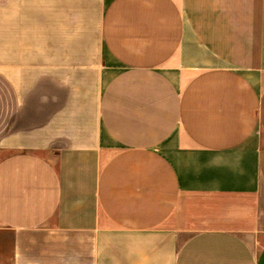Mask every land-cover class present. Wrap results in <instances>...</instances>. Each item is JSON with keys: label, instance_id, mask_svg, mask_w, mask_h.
I'll use <instances>...</instances> for the list:
<instances>
[{"label": "crops", "instance_id": "0c3cea01", "mask_svg": "<svg viewBox=\"0 0 264 264\" xmlns=\"http://www.w3.org/2000/svg\"><path fill=\"white\" fill-rule=\"evenodd\" d=\"M0 264H264V0H0Z\"/></svg>", "mask_w": 264, "mask_h": 264}]
</instances>
